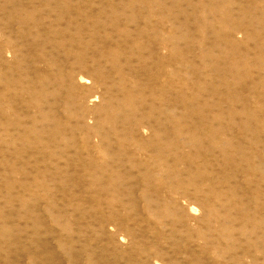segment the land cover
<instances>
[{
  "label": "rangeland",
  "instance_id": "obj_1",
  "mask_svg": "<svg viewBox=\"0 0 264 264\" xmlns=\"http://www.w3.org/2000/svg\"><path fill=\"white\" fill-rule=\"evenodd\" d=\"M8 1L11 0H0V17H2L0 18V27H2L0 28V69L2 70H0V80H3H1L2 83L0 81V264H33V262L39 264L35 260H37L36 253L38 246L42 243H45L46 248L50 247L49 249L52 250L50 256H53L54 253L57 260H59V264H70L67 253L61 247L60 240L62 237L57 238L55 236L56 233L59 234L61 232L62 236L65 238H74L76 246L73 248L76 251L73 255L76 256L78 250L80 252L79 239L82 238L81 243H84L83 239L87 238L85 234L87 233L86 235H88L93 231L91 228L85 226L87 225L84 224L85 219L84 222L80 221L82 214L85 212L89 214L90 209L95 206H100L99 204H101L103 208L99 209L97 212L93 210V217L109 213L107 211L109 209H106L105 206L107 207L108 204L112 203V201H110L112 199L109 197V182L104 178H101L97 184H91L88 181L91 177L84 176L87 182L82 184L81 193L84 194L82 197L83 204L79 210L75 209L76 205L81 204V202L79 201L78 204H75L70 201L67 195H64V187L66 188L69 186L68 188H70V185H68L69 183H67L68 181L70 182V178L68 180V176L65 173L61 171H59V173L57 172V169L62 166L65 160L72 162L71 169L78 170V172L75 173L70 171L73 177L85 171L84 162L88 158V154H91V157L96 160H109L113 154L117 155L120 152L121 153L118 155L124 158H126V154L132 155L133 157L135 156L138 166L141 165V167L144 168L148 165L150 171L157 172L160 160L156 157L155 151L160 147L159 130L162 127H166L168 136L172 137L175 134V130H177L176 127L181 124V135H184L188 131V126L196 122L205 123V127L207 128L216 127L231 130V127H233L235 128L234 132L237 133H235V135L242 133L243 139L241 138L242 141H239V143H242L241 145L244 144L243 146L245 147L247 146V149L244 147L245 149L243 148L244 150L242 149L239 153L241 157L239 155H237V157L239 156L242 158V161H244V157L253 161V163H251L250 160L249 162L244 161V165H242V161L240 162L243 169L237 172L238 174L234 183L238 186L244 185L243 189L242 187H237L236 190L231 191L229 183L233 184L231 183L233 182L232 179L223 185L222 190L219 188V185V187L212 191L208 190L207 188L209 186L207 182H215L218 178V181H221L225 173L228 172L225 166L229 164H225L223 166L225 167L224 169L223 167L219 169L221 167L222 158L211 160V166L213 168L210 165L199 164V161H197L195 157L193 158L194 152L189 154V148L186 147V151L185 146L181 145L182 147L179 146V151H181L179 153L176 152V149H169V153V150L166 151V155L168 154L167 156L171 157L169 158L171 161L178 157L180 161L177 160L175 169L178 173H181V180L182 175L184 176V185L181 186L178 184V186L175 187L176 191H174L175 201L180 203L177 202L179 207H175V210H178V217L172 214L166 207L160 208V215L163 218L162 221L160 219L157 220V218H155L156 216H150L147 210H145V201L141 194L136 195L138 208L136 212H131L130 215L143 214L142 216L145 218L143 220L144 226H140V229L143 230L144 227L146 228L147 226L151 229H158L157 232L160 236L162 235V237H169L170 233L168 232L170 228L168 229V226L170 227L171 223L177 222V224L175 222L173 226L178 228V232H171V235L173 234V237L178 240L179 243L181 242V244L178 243L179 254L177 255V264H264V177H262L264 176V167L262 168V166H264V0H140L149 4L147 7L150 10H158L154 15V19L160 22L161 28L160 31H158L159 46L156 49V53L164 59L160 61L158 65L155 60L150 61L149 56H146V63H144L145 73L143 77L140 78L139 82L141 89L131 94L133 99H131V103L129 104L123 102L126 95L124 92L119 91L120 82L118 81L120 72H117V77H114L115 74L110 72V69L113 68L112 64L110 62V64H107L104 59H100L101 61L100 63L97 62L96 67L97 71H102L103 69L101 74L104 73V75L99 73L100 76L97 75L98 77H92L94 79H91V77L82 70L83 74L80 72L79 76L81 75L84 79H88V83H80L78 80H75L77 87L72 89L71 82L69 81V83L66 82V87L64 84L61 85L64 87L62 88L59 83L61 82V76L63 74L59 70L57 73V69H63L62 66L64 67L65 65L64 69H75V71L79 73V68L74 63L76 58L75 53L73 55L71 54V56H69L70 58L68 57L67 59L70 61L66 62L65 58L67 56L65 55V51H63L64 47L55 50L56 46L54 45L57 44L53 34H48L51 37L48 36L49 38L47 40H45L47 36H41L42 39L41 37L37 38V35H35L36 29L34 27V22L40 18L38 15H36L37 17H33L34 15L29 16L28 13H22L23 15L21 16L19 13L10 12V6H15V3H22L27 0H12L10 2L11 4ZM212 4H214L215 7L212 6ZM9 13L12 15H8ZM4 19L5 21H3ZM4 22H8V28L4 25ZM19 22H23L24 26H22L29 32V34H27L28 36L24 35L23 38L20 37V28L22 26ZM43 29V26L39 28V32ZM16 30L18 32H16ZM10 35H12V37ZM15 37H17L18 40ZM20 38L27 40L29 44L32 42L36 44L33 45L35 47H31L33 48L31 50L32 56H29L24 49L18 52L17 47L19 46L13 43H21L23 40L20 41ZM15 39L17 41H14ZM172 39L175 42L171 44ZM146 42L148 47L154 44L152 38L146 39ZM156 42L158 44V41ZM45 43L47 45H45ZM171 45L177 47L176 56H171ZM42 46L45 47L42 48ZM95 46V44L91 43L87 49L85 48V54L92 53V51L96 52L97 47L95 48ZM79 48L74 50L77 51ZM179 48L183 49L180 53L178 52ZM35 49L36 53L33 51ZM41 51L42 53H40ZM50 52L53 57H55L56 54V58L58 56L60 58L64 56L60 68L58 66L55 67L56 64L52 66V68L48 66V59L51 56ZM146 53H148V51H146ZM61 54L63 55L61 56ZM183 55L188 57H184ZM15 56H17L16 59H14ZM21 57H23L24 60L27 58V60L23 62L22 68H27L28 71H35L34 78L32 77L30 81H23L19 76L20 69L13 73L10 72L9 77L12 76L11 78L3 77L2 72L8 69L10 61H12L10 64L16 65V62L19 60L18 58ZM32 57L36 58L31 59ZM246 57L250 59L248 58V60ZM171 60H173L172 62L175 65L173 67H170ZM26 61L28 62L26 63ZM85 61L83 63V68L86 65H90V60ZM251 61L252 63H250ZM7 62L8 64H6ZM25 63L27 65H25ZM2 64L7 66L4 67ZM54 67L55 70L53 69ZM171 68L174 69V73L176 74H171ZM106 70L110 71L107 72ZM238 71L241 74L237 73ZM60 72L61 74H59ZM46 74L52 76L48 77L49 75ZM58 74L59 76H57ZM112 74L113 77L111 78L110 76H112ZM35 76L40 77L43 81L45 80V82H43V84L38 82ZM99 77H101V79ZM125 79L124 81L126 83L124 82L125 84L122 88H131L132 81L130 79L132 78L126 76ZM35 80L36 84H33ZM47 83H49L50 88ZM4 85L7 86L5 87ZM59 88L61 90H59ZM66 90H70L71 93ZM67 93H69V95H67ZM54 97L56 98L52 99ZM181 97L183 98L182 101ZM93 98L95 99L93 100ZM63 101H67V107L65 108L63 106ZM185 101L188 103H185ZM194 101L195 103L193 104L192 102ZM10 104L13 106H10ZM39 106L45 109L39 110ZM192 106L193 108L195 107L196 110L191 108ZM197 106L198 108H196ZM170 109L174 110L171 112L174 115H171ZM185 109L187 110L185 111ZM223 110L224 112L225 110L226 112L228 111V113L221 112ZM240 120H243V122ZM211 123L215 125L213 124V126ZM241 124L245 125L247 128L241 126ZM29 128H31V131ZM250 139L256 142L255 145L251 147L253 149L248 148ZM146 140L149 142L150 148H146V144H148ZM217 147L215 146V151H218L220 148V146ZM243 151H246V156L243 155L242 157ZM254 151L255 154H253ZM232 153L230 154L231 156H233ZM66 154L68 155L67 159L65 158ZM179 154L181 155L179 156ZM250 155L251 157L249 158L248 156ZM231 156L228 155V159H232L233 157ZM189 157L191 158L190 162L195 159V161H193L195 163H191V165L194 164L192 167L201 165V172L209 173V177L211 176V178H206L207 181L205 180L203 183V181H199L201 177L199 180L193 177L194 180L193 178H191V180L194 182L191 183L187 175H184L186 166L188 167L190 165L188 161ZM182 161H188V163L182 164ZM218 161L220 163H218ZM166 165L169 170L170 162ZM134 174L139 176L137 172H133V175ZM214 175H216V177H214ZM84 177L81 178L84 180ZM246 177L251 184L256 185V187L258 186V188L254 186V189H259L258 191L255 189L256 192L254 191V194L253 191H247L245 188ZM188 180L190 181L189 184ZM191 184H193V187ZM227 184L229 187H227ZM63 185L65 186L63 187ZM159 185L160 184L157 185L158 187H155L157 189H160V187L162 190L164 189V194L168 197L167 190H165L167 183L162 184L163 186L165 185L164 188H162V185ZM199 185H202L200 189H203V187L205 188L202 190L203 192L198 190L199 187H196ZM180 187H186L188 190L186 188L180 190ZM195 187L197 189H195ZM90 188H92V190L85 194L84 192ZM194 190H196L195 194H193ZM205 190L206 192L209 191V194L205 192L206 195L204 193ZM182 193L184 197L181 195ZM233 193L235 194L233 195ZM24 194L26 195L24 196ZM203 194L206 197L210 195V197H208L210 206H205L197 202L196 195L197 197H203ZM221 194L220 200L216 195ZM257 195L259 196L257 197ZM21 196L24 197L21 198ZM224 196H228L230 201H228V197H226L225 201ZM74 197H77V194ZM24 198L25 200H23ZM187 199H190L189 203ZM182 200L188 205L190 204L193 210L190 211V209L187 208V204ZM220 201H222V203ZM239 201L243 203L239 204ZM71 202L72 205H70ZM226 202L230 204L229 208L227 206L228 204L224 205ZM214 204H216V206ZM72 206H75V208L73 209ZM124 206H126V204L123 202L118 204V207ZM225 206L227 207L224 208ZM212 207L219 210L218 214L220 221L219 223H215L213 221L214 219L211 218L210 226L212 224V228H209L207 222L210 217L206 215L210 214V208ZM225 210L226 212L228 210V212H231V214H228L230 216L228 220L223 216ZM184 212L186 213V217H184L182 221L185 226L192 228V230L188 228L190 230L189 232L181 228V221H179V218L185 214ZM64 213L66 214L61 217L60 215ZM23 215L26 216L24 217ZM37 215H41V224L37 222ZM51 215L60 217L54 222L53 220L51 221ZM188 218L189 222L187 221ZM151 219L153 221H151ZM160 221L168 224V226H164L166 224H162ZM178 222H180V225ZM110 223L116 224L117 226V222L114 220H111ZM129 223L131 225L134 224L132 220H129ZM146 223L148 224L147 226ZM150 224H152V226ZM111 226L110 224L109 232L114 233L115 229L110 228ZM165 228H167L168 231ZM120 231L121 230L118 228L116 233ZM124 231L125 230H122L121 232L123 233ZM121 234L117 236L118 238H120V236L122 237L121 241H117L120 248L123 247L126 253H131L134 257L140 255V259H144L147 253L143 252L141 249L139 251L137 248L138 245L141 244L131 239L130 236H123ZM205 234L208 239L204 242L201 236ZM180 235H182V238ZM103 240V242H99L102 246H104V243L109 239L106 241L105 239ZM131 241H133V244ZM165 242L166 241H159V245L155 247L154 250L150 249V247L148 248L147 252L149 249L150 252H148L149 255L147 259L150 258V264H172L171 244L168 242L169 245ZM97 244L98 242H94L92 245L96 247ZM109 246V248H113L115 245L110 244ZM115 249L116 248H114V250ZM158 250L165 253L164 257L162 255L163 259L159 258L157 255H153L154 251L156 252ZM116 251L118 250H115V254L113 255L109 250H106L105 253L97 252L93 257L97 260L101 254H103V259L109 258V260L114 261V256L119 254V252L116 254ZM187 251L190 257L193 258L189 261L185 260ZM107 252H109V254H107ZM232 252H234L235 255ZM87 257L86 253L82 254V252H80L76 258L77 264H90V258ZM119 257L120 255L117 256V259L120 260ZM197 259L199 262H196ZM123 262L124 261H121V263Z\"/></svg>",
  "mask_w": 264,
  "mask_h": 264
},
{
  "label": "bare ground",
  "instance_id": "obj_2",
  "mask_svg": "<svg viewBox=\"0 0 264 264\" xmlns=\"http://www.w3.org/2000/svg\"><path fill=\"white\" fill-rule=\"evenodd\" d=\"M12 1V0H11ZM11 1H8L9 3ZM19 1V0H18ZM23 1V0H22ZM216 1V0H214ZM7 3V2H6ZM5 3V4H6ZM15 3V2H14ZM216 3H219V2H216ZM3 4V3H1ZM11 4V3H10ZM175 4V3H174ZM8 6V4H7ZM147 6H149V4H146L145 2L143 1H140V0H27L25 2H22V3H15V6H10V12L13 13H19V15H23L22 13H28V15H34L33 17H35L36 15H38V17H40L39 19H37L34 23V27L36 29V33L35 35H37V38L39 37H43V36H47L45 40H47L50 36L48 34H53L54 35V40H56V44L57 45H54L56 46L55 47V50L59 48L61 49V47H64L63 48V51H65V56L66 58V62L67 61H70V60H67L69 56H71V54L73 55L75 53L76 55V58L74 60V63L78 66L79 68V73H77L74 70H66L64 69V67L62 66L63 69H57V73L59 71L62 72V76H61V82L59 83V85H63L65 86L66 82L69 83V81L71 82V88H75L77 87V83L75 82V80H78V82L80 83H88V79H84V77H82L81 75L79 76L80 72L83 74V72H86L87 75H89V77H91V79H94L92 77H96L97 75H99V73L101 74V72L103 71H97L96 67H97V62L100 63V59H104L107 64H112V69L108 70L110 72H113L115 75L114 77H117V72H120L119 74V91L120 92H124L125 95H126V98L123 100V102L125 104H129L131 103V99H133V96L131 95L132 93H136L138 92L140 89H141V86H140V78L143 77L145 71H144V63H146V58L149 56V59L150 61L151 60H155L156 64L159 65L160 61H162L164 58H162L161 56H159L157 53H156V49L158 48L159 46V38H158V31H160V28H161V25H160V22H158V20L154 19V15L156 14V12H158V10H150ZM212 6L215 7L214 4H212ZM3 7V6H1ZM6 7V5H5ZM4 7V8H5ZM8 9V8H7ZM6 9V10H7ZM0 12H1V8H0ZM11 13H9L8 15H10ZM21 13V14H20ZM38 13V14H36ZM248 13V12H247ZM3 14V13H2ZM7 14V13H5ZM4 14V15H5ZM12 15V14H11ZM27 15V14H26ZM247 15V14H246ZM250 15V14H249ZM3 16V15H2ZM17 16V15H16ZM15 16V17H16ZM20 16V17H21ZM25 16V15H24ZM4 17V16H3ZM11 17V16H10ZM13 17H14V14H13ZM37 17V16H36ZM2 18V17H0ZM22 18V17H21ZM25 18V17H24ZM32 18V17H31ZM30 18V19H31ZM10 19V18H9ZM14 19V18H13ZM12 19V20H13ZM32 19H35V18H32ZM2 20V19H1ZM18 20V18H17ZM5 21V19L3 20ZM16 21V20H15ZM29 21V20H28ZM28 21H26L27 23H29ZM10 22V21H9ZM14 22V21H13ZM20 25L22 26L23 25V22H19ZM3 25V24H2ZM4 25L8 28L9 27V24L8 22H4ZM24 26V25H23ZM21 27L20 28V37H24V35H27L29 34V32L24 29V27ZM31 26V25H29ZM43 26V30L41 32H39V28H42ZM5 27V28H6ZM2 28V27H0ZM29 29V28H28ZM32 29V27H31ZM30 29V30H31ZM29 30V31H30ZM27 31V32H26ZM32 31V30H31ZM16 32H18L16 30ZM174 32V30H173ZM10 34V33H9ZM18 35V34H17ZM12 37V35H10ZM28 36V35H27ZM41 37V38H42ZM51 37V36H50ZM17 38V37H15ZM152 38V41H153V46L151 47H148L147 45V42H146V39H151ZM14 39V38H12ZM25 39V38H24ZM27 39V38H26ZM29 39V38H28ZM43 39V38H42ZM18 40V38H17ZM16 39L14 41H17ZM23 40L20 38V41ZM37 40V39H36ZM13 41V40H12ZM34 41V40H33ZM158 41V44L157 42ZM40 42V41H39ZM55 42V41H54ZM53 42V44H54ZM156 42V43H155ZM172 42H175L173 39L171 40V44ZM31 43V41H30ZM37 43V42H36ZM52 43V42H51ZM95 44V48L97 47V51L96 52H93L92 53H88V54H85L84 50L85 48L87 49V47L91 44ZM13 44H17L19 47H17V50L18 52L21 50V49H24L26 50L28 53L29 56H32L31 54V50L33 48L31 47H35L33 45H36L35 43H31L29 44L27 42V40H23L21 43L20 42H17V43H13ZM50 44V43H48ZM52 44V46H53ZM45 45H47L45 43ZM53 46V47H54ZM45 46H42V48H44ZM79 48V50L75 51L74 49H77ZM232 47V46H231ZM14 49H16L15 47H13ZM37 48V46H36ZM41 49V48H40ZM16 50V51H17ZM23 50V51H24ZM48 50V48H47ZM176 50H177V47L175 45H171V56H176ZM183 49L179 48V53L180 51H182ZM185 50V49H184ZM15 51V50H14ZM35 51L36 53V49L33 50ZM44 51V50H43ZM51 51V49H50ZM62 51V52H63ZM146 51H148V53H146ZM56 52V51H55ZM90 52V51H89ZM17 53V52H16ZM15 53V54H16ZM42 53V51L40 52ZM102 53V54H100ZM45 55H47L46 53H44ZM51 56L49 57L48 59V66H50L52 68V66H56L55 67H61L60 65L62 64V61L64 60V56L63 57H57L56 58V54H55V57H53L52 53L50 52ZM49 54V55H50ZM54 54V53H53ZM99 54V55H98ZM243 54V53H242ZM20 55V53H19ZM25 55V54H24ZM27 55V56H28ZM63 54H61L62 56ZM187 55V54H186ZM185 55V56H186ZM230 55V54H228ZM36 56V54H35ZM147 56V57H146ZM184 56V55H183ZM184 56V57H185ZM231 56V55H230ZM233 56V55H232ZM17 56H15L14 59H16ZM38 57V56H37ZM40 57V56H39ZM73 57V56H72ZM188 57V56H186ZM33 58H36V57H32L31 59ZM47 58V56H46ZM70 58V57H69ZM245 58V56H244ZM247 58V57H246ZM249 58V57H248ZM247 58V59H248ZM19 60L16 62V65H12L10 64L12 61H10V63L8 64V62L6 64H8V69L6 71H3V77H9V73H13L15 71H17L18 69H20V79H23V81L25 80H28L30 81L32 79V77L34 76V72L33 70H30L28 71L27 68H22V65L24 64L23 62H25V60H27V58L24 60L23 57L21 58H18ZM39 59V58H38ZM44 59V58H43ZM63 59V60H62ZM184 59V58H183ZM232 59V57H231ZM250 59V58H249ZM248 59V60H249ZM87 61V60H90V65H86L84 68H83V63L84 61ZM184 60H187V59H184ZM29 61V60H28ZM26 61V63L28 62ZM36 61V60H35ZM40 61V59H39ZM85 61V62H86ZM173 60L170 61L171 63V66L170 67H173L175 66L174 63L172 62ZM6 62V61H5ZM31 62V61H30ZM29 62V63H30ZM33 62V61H32ZM65 62V63H66ZM105 62V64H106ZM110 62V63H109ZM169 62V61H168ZM4 63V62H2ZM25 63V65H27ZM28 63V64H29ZM35 63V62H34ZM102 63V62H101ZM249 63V62H248ZM252 63V61L250 62ZM88 64V63H87ZM104 64V65H105ZM106 64V65H107ZM3 65V64H2ZM12 65V66H11ZM101 65V64H100ZM4 66V65H3ZM7 66V65H5ZM4 66V67H5ZM68 66V64H67ZM3 67V68H4ZM49 67V68H50ZM55 67L53 68L55 70ZM100 67V66H99ZM108 67V66H107ZM2 68V69H3ZM103 68V67H101ZM156 68V67H155ZM233 68V67H232ZM34 69V68H32ZM69 69V68H68ZM72 69V68H70ZM157 69V68H156ZM1 70V69H0ZM59 70V71H58ZM82 70H84L82 72ZM238 70V69H236ZM241 70V69H240ZM2 71V70H1ZM107 71V70H106ZM107 71V72H108ZM177 71V70H176ZM231 71V70H230ZM19 72V71H18ZM56 72V71H55ZM61 72L59 74H61ZM105 72V71H104ZM171 74L174 73V69L171 68L170 70ZM1 73V72H0ZM235 73V72H234ZM239 73V71L237 72ZM59 74L57 76H59ZM106 74V73H105ZM111 74V73H109ZM176 74V73H174ZM173 74V75H174ZM206 74V73H205ZM241 74V73H239ZM46 75H49V74H46ZM101 75H104L101 74ZM127 77H130L132 79H130L132 81V84H131V88L128 87L127 89H123L122 87H124V84L126 83L124 80H126V76ZM18 76V77H19ZM52 76V75H51ZM50 75L48 77H51ZM100 76V75H99ZM12 77V76H11ZM9 77V78H11ZM37 78V81L38 82H41L43 84V82H45V80L43 81V79H41L40 77L38 76H35ZM55 77V76H54ZM98 77V76H97ZM111 78L113 77V74L112 76H110ZM8 78V80H9ZM34 78V77H33ZM35 78V79H36ZM101 79V77H99ZM104 78V76H103ZM174 78V77H173ZM98 79V78H96ZM99 79V80H100ZM114 79V78H113ZM2 80V79H1ZM0 80V81H1ZM16 80V79H14ZM128 80V79H127ZM3 81V80H2ZM1 81V83H2ZM17 81V80H16ZM22 81V80H21ZM27 81V82H28ZM105 81V80H104ZM7 82V81H6ZM33 82V81H32ZM36 80L33 82V84H36L35 83ZM53 82V81H52ZM101 82V80H100ZM125 82V83H124ZM5 83V81H4ZM20 83V82H19ZM22 83V82H21ZM105 83V82H104ZM17 84V83H16ZM26 84V83H25ZM53 85H55L54 83H52ZM1 85V84H0ZM48 87L50 88L49 86V83H47ZM52 85V86H53ZM58 85V86H59ZM68 85V84H67ZM5 86V85H4ZM7 86V85H6ZM5 86V87H6ZM16 86V85H15ZM29 86V85H28ZM38 86V85H37ZM70 86V85H69ZM3 87V86H2ZM22 87V86H21ZM30 87V86H29ZM36 87V86H35ZM39 87V86H38ZM37 87V88H38ZM56 87V86H55ZM62 88H64L63 86H61ZM66 87V86H65ZM40 88V87H39ZM53 88V87H52ZM22 89V88H21ZM41 89V88H40ZM48 89V88H47ZM70 89V90H72ZM3 90V89H2ZM36 90V88H35ZM44 90V88H43ZM59 90H61L59 88ZM58 90V91H59ZM70 90H66L67 92H69ZM48 91V90H47ZM55 91V90H54ZM66 91H65V94H66ZM73 91V90H72ZM30 92V91H29ZM32 92V91H31ZM183 92V91H182ZM34 93V92H33ZM41 93V92H40ZM44 93V92H43ZM57 93V92H56ZM71 93V91H70ZM178 93V92H177ZM21 94V93H19ZM42 94V93H41ZM53 94V93H52ZM180 94V93H179ZM185 94V93H184ZM22 95V94H21ZM67 95H69V93H67ZM18 96V95H17ZM23 96V95H22ZM48 96V95H46ZM54 96V95H53ZM178 96V95H177ZM38 97V96H37ZM176 97V95H175ZM187 97V96H186ZM195 97V95H194ZM56 97L52 98V99H55ZM182 98V97H181ZM46 99V98H45ZM50 99V98H49ZM95 98H93L94 100ZM178 99V98H177ZM180 99V98H179ZM189 99V98H188ZM11 100V99H10ZM48 100V99H47ZM183 100V98L181 99V101ZM9 101V100H8ZM7 101V102H8ZM60 101V100H59ZM92 101V100H91ZM114 101V99H113ZM187 101V100H186ZM185 103H188L186 102ZM54 103V102H53ZM75 103V102H74ZM193 104L195 103L192 102ZM191 103V104H192ZM13 104V103H12ZM54 105V104H53ZM187 105V104H185ZM184 105V106H185ZM10 106H13L10 104ZM43 106V105H41ZM41 106H39V110H44L41 108ZM63 106L64 108L67 107V101H63ZM183 106V105H182ZM200 107V105H199ZM193 108V106L191 107ZM198 108V106L196 107ZM67 109V108H66ZM195 109V107L193 108ZM203 109V108H202ZM13 110V109H12ZM17 110V109H16ZM187 109H185L186 111ZM196 110V109H195ZM234 110V109H233ZM174 110L173 109H170V113L173 112ZM188 112V111H187ZM196 112V111H194ZM193 112V113H194ZM198 112V111H197ZM202 112V110H201ZM221 112H224L221 111ZM226 112V110H225ZM224 112V113H225ZM200 113V111H199ZM224 113H223V116H224ZM228 113V111L226 112ZM218 114V113H217ZM171 115H174L173 113H171ZM242 115V114H241ZM194 116V115H193ZM192 116V117H193ZM219 116V115H218ZM217 116V117H218ZM226 116V115H225ZM240 116V115H239ZM243 116V115H242ZM241 116V117H242ZM195 118V116H194ZM193 118V119H194ZM173 119V118H172ZM192 119V120H193ZM198 119V118H197ZM191 120V121H192ZM199 120V119H198ZM241 121V120H240ZM195 122V120H194ZM243 122V120L241 121ZM223 123V122H222ZM227 123V122H226ZM230 123V122H229ZM232 123V122H231ZM263 123V122H262ZM79 124H80V120H79ZM192 124V123H191ZM212 124V123H211ZM214 124V123H213ZM212 124V125H213ZM264 124V123H263ZM262 124V125H263ZM211 125V126H212ZM215 125V124H214ZM213 125V126H214ZM206 124L203 123V122H196L195 124L193 125H190L188 126V131L184 134V135H181V124L176 127L177 130H175V134L170 137L168 136V133H167V130H166V127H162L160 130H159V138H160V141H159V145L160 147L155 151V155L156 157L160 160H157L159 161L158 163V171L157 172H154V171H150L148 168V165L146 167H141V165L138 166L137 164V160H135V156L133 157L132 155H127L126 154V158L118 155L120 153H118L117 155H112V157L109 159V160H96V159H93L91 157V154L87 155L88 158L86 159V161L84 162V165H85V171L82 172V173H79L77 174L75 177L72 176V174L70 173V171L72 173H75V172H78L77 169H71L72 167V162H70L69 160H65V162L62 164V166H60L57 170V172L59 173V171L65 173L67 176H68V180L70 178V182L68 181L67 183H69L68 185H70V188H68L69 186H67L66 188L64 187L65 185H63L64 187V195H67L70 199V201L74 202L75 204L80 201L81 204H78L76 205V208L75 206H72L73 209H77L79 210L83 204V195L81 193V190H82V184L87 182L85 179L84 176L86 177H91L88 179V181L91 183V184H97L101 178H104L106 179V181H108L109 183V186H110V189H108L109 191V197L112 199L110 201H112V203L108 204L107 207L105 206L106 209H109L107 210L109 213L108 214H102V215H96L95 217H93V213L92 211H98L99 209H102L103 206L101 204H99L100 206H95L94 208L90 209L89 211V214H87L88 212H85L82 214V218L80 221L84 222V219H85V223L84 224H87L85 226H87V228H91L93 231L86 235L85 236L87 238L83 239L84 240V243H81V239H79V244H80V252L83 253H86L87 256L90 258L89 261H90V264H150V258L147 259L149 253L150 252V249H153L155 247H157L159 245V241H166L165 243L167 244H171V259H172V264H177V255L179 254V244H181V242L179 243L178 240H176L174 237H173V234L171 235V232L173 233H176L178 232V228H175L173 225L174 223L176 222H173V223H169L170 224V227L168 226V224L164 223V222H161L162 221V216L160 215L161 212H160V208L162 207H166L168 208L172 214H174L175 216L178 217V214H177V211L175 210V207L178 206V201H175V198H174V194L176 191L175 190V187L179 185L183 186L184 185V182H183V179H184V176L182 175V180H181V173H178V171H176V166H177V159H172L173 161H171L169 158L171 157H168L166 155V151H168L169 149H176V152H181L179 151L180 147H182L183 145L185 146V148H189L190 153L194 152L193 153V158L195 157L197 161H199L198 163H202V164H205L207 166H211V160H214V159H218V158H222L221 159V167L219 169H221L225 164H229L227 166H225L227 168V171L225 173V176L224 178L221 179V181H218V179L215 181V182H210L208 183L207 182V185L209 186L207 189L212 191L213 189H216L217 187L221 188L222 190V187L223 185H225L227 183V181H231L233 179V184H230L229 183V186H230V189L231 191H234L236 190L237 187H242L243 189V186L244 185H237L236 183H234V180L237 176V172L238 171H241L243 168H242V165H244V161H248L250 160L251 163H253V161L251 159H247L246 157H244V161H242V158L241 155L239 154L240 151L245 147L243 145H241L242 143H239V141H242L241 138H242V133H238V135H235L236 132L235 131V128L231 127L232 129L229 130V129H223V128H207L205 127ZM208 126V125H207ZM233 126V125H232ZM241 126H245V125H242ZM242 127V128H243ZM246 127V126H245ZM33 128V127H31ZM29 128V130L31 129ZM247 128V127H246ZM251 128V127H249ZM264 128V127H263ZM234 129V130H233ZM227 130V131H226ZM233 130V131H232ZM243 130V129H242ZM241 130V131H242ZM258 130V128H257ZM31 131V130H30ZM29 131V132H30ZM247 131V130H246ZM244 131V132H246ZM33 132V131H32ZM243 132V134H244ZM31 133V132H30ZM251 133V132H250ZM237 134V133H236ZM28 135V134H26ZM255 135V133H254ZM256 136V135H255ZM259 138V137H258ZM182 139V140H181ZM243 139V138H242ZM249 139V138H248ZM263 139V138H261ZM235 140V141H234ZM257 140V139H256ZM260 140V139H259ZM264 140V139H263ZM244 141V140H243ZM146 142H148L146 140ZM259 142V141H258ZM256 142H253L252 139H250L249 141V146L248 148L250 149H253L251 148L253 145H255ZM261 143V142H260ZM146 144V143H145ZM246 144V143H245ZM66 145V144H65ZM64 145V146H65ZM182 145V146H181ZM258 145V144H257ZM146 148H150V144L148 142V144H146ZM180 146V147H179ZM215 146H220V148L218 149V151L216 150L215 151ZM247 147V146H246ZM245 147V148H246ZM255 147V146H254ZM184 148V147H183ZM187 148L185 149L187 151ZM218 148V147H217ZM244 148V149H245ZM256 148V147H255ZM68 149V148H67ZM243 149V150H244ZM247 149V148H246ZM257 149V148H256ZM124 150V149H123ZM171 150V151H172ZM182 150V149H181ZM92 151V150H90ZM234 151V152H233ZM251 151V150H249ZM248 151V152H249ZM262 151V150H261ZM170 152V150L168 151V153ZM174 152V151H173ZM233 152V153H232ZM252 152V151H251ZM175 153V152H174ZM233 154V156H231L230 154ZM246 151L244 152L243 151V154H242V157L243 155H245ZM264 153V152H263ZM62 154V153H61ZM182 154V153H181ZM179 154V156L181 155ZM255 154V151L254 153ZM261 154V153H260ZM229 156L233 157L232 159H228ZM237 155H239L237 157ZM249 155V154H247ZM262 155V154H261ZM192 156V155H191ZM246 156V155H245ZM257 156H258V153H257ZM166 157V158H164ZM187 157V156H186ZM249 158L251 157L248 156ZM262 157V156H261ZM66 159L68 158V155L66 154ZM173 158V157H172ZM192 158V159H193ZM199 158V159H197ZM257 158H260V157H257ZM247 159V160H246ZM183 160V159H182ZM261 160V159H260ZM152 161V160H151ZM180 161V160H179ZM186 161V159H185ZM190 165L187 167L186 166V170H185V173L184 175H187V178L189 180H191V178L195 177L197 180L199 181H204L208 179L209 177V173H202L201 172V165H198V166H194L192 167V164L191 163L193 161H195V159L191 161V158L189 157L188 159ZM187 162H184L182 161L181 163H188ZM196 161V163H197ZM242 161V165H241V162ZM81 162V161H79ZM168 162H170V169L168 170L167 168V165ZM214 162V161H213ZM255 162V161H254ZM82 163V162H81ZM180 163V164H181ZM195 163V162H193ZM217 163V162H216ZM218 163H220L218 161ZM262 163V162H261ZM215 164V163H214ZM264 164V163H263ZM79 165V164H78ZM186 165V164H185ZM219 165V166H220ZM150 166V165H149ZM215 166H217L215 164ZM250 166V165H249ZM248 166V167H249ZM252 166V164H251ZM260 166V165H259ZM212 167V166H211ZM223 167V169L225 168ZM244 167V166H243ZM264 166H262L263 168ZM213 168V167H212ZM218 168V166H217ZM247 168V167H245ZM254 168V167H253ZM218 169V170H219ZM248 169V168H247ZM178 170V169H177ZM245 170V169H244ZM180 171V170H179ZM213 171V169H212ZM221 171V170H220ZM219 171V172H220ZM252 171L254 172V170L252 169ZM133 172H137L139 174V176H136V174L133 175ZM215 172V171H214ZM217 172V171H216ZM222 172V171H221ZM252 172V173H253ZM41 173V172H40ZM223 173V172H222ZM244 173V172H243ZM215 174V173H213ZM220 174V173H219ZM246 174V173H244ZM153 175V177H152ZM211 175V174H210ZM250 175V174H249ZM252 175V174H251ZM264 175V174H263ZM63 176V175H62ZM246 176V175H244ZM81 177H84V180L83 178ZM214 177H216V175H214ZM250 177V176H249ZM264 177V176H262ZM207 178V179H206ZM211 178V176L209 177V179ZM252 178V177H251ZM254 178V176H253ZM67 179V177H66ZM91 179V180H90ZM249 179V178H248ZM188 180V181H189ZM194 180V178H193ZM252 180H255V179H252ZM251 180V181H252ZM257 180V179H256ZM105 181V180H104ZM194 181L191 180V183H193ZM105 183V182H104ZM164 183H167L166 185V188L165 190H167V195L168 197L164 194V189L162 190L161 187L160 189L158 190L156 187H158L157 185L160 184L159 186H161L162 184ZM190 183V181L188 182V184ZM254 183V181H253ZM256 183V181H255ZM186 184H187V181H186ZM258 184V182H257ZM45 185V184H44ZM106 185V184H105ZM198 185V184H196ZM203 185V184H202ZM202 185H199V186H196L197 188L199 187V191H202L204 190L205 188L203 187V189H200ZM219 185V186H218ZM50 186V185H49ZM62 186V185H60ZM60 186H58L59 188H61ZM156 186V187H155ZM163 186V185H162ZM165 186V185H164ZM164 186L162 188H164ZM187 186V185H186ZM191 186L193 187V184H191ZM195 186V185H194ZM228 184H227V187H229ZM254 186L256 187V185H253L249 182V180H247V177H246V183H245V188L247 191H253V194H254V191L256 188H258V186L254 189ZM45 187V186H43ZM108 187V186H107ZM140 187V188H139ZM190 187V186H189ZM191 187V188H192ZM195 187V189H197ZM182 189L186 188V187H180ZM188 188V186H187ZM186 188V189H187ZM225 189V188H224ZM228 190H230L229 188H227ZM241 189V190H242ZM92 190V188L90 189H87L84 193L87 194L89 193L90 191ZM188 190V189H187ZM245 190V189H244ZM243 190V192H244ZM257 190V189H256ZM259 190V189H258ZM257 190V191H258ZM195 191L194 190V193L195 194ZM226 191V190H225ZM261 191V189H260ZM56 192V191H55ZM179 192V191H177ZM203 192V191H202ZM206 192V190L204 191V193ZM209 192V191H208ZM206 192V193H208ZM216 192V191H215ZM221 192V191H220ZM256 192V191H255ZM186 193V192H185ZM191 193V192H190ZM205 193V194H206ZM227 193V192H226ZM225 193V194H226ZM237 193V192H236ZM77 194V197H74L75 195ZM137 194H141V196L144 198V201H145V210H147V212L149 213L150 216H156L155 218L160 219L161 223L163 224H166L164 226H168V229L170 228V231L168 233H170L169 237H162V235L160 236V234H158L157 230L155 229H151L149 226H147L148 224L146 223V228L144 227L143 230L140 229V226H144V223H143V220L145 219L142 215H130L131 212H136L137 210V199H136V195ZM199 194V193H198ZM209 194V193H208ZM211 194V193H210ZM223 194V193H222ZM221 195H216V197L218 199H220V197L222 196ZM224 194V195H225ZM231 194V193H230ZM235 193H233L234 195ZM240 194V193H239ZM26 194H24L25 196ZM183 196V193L181 194ZM188 195V194H187ZM192 195V194H191ZM207 195V194H206ZM244 195V194H243ZM24 196H21L24 197ZM176 196V195H175ZM237 196V195H236ZM251 196V195H249ZM248 196V197H249ZM259 195H257L258 197ZM173 197V198H172ZM181 197V196H180ZM184 197V196H183ZM190 197V195H189ZM210 197V195L208 196ZM204 196L203 194V197H197L196 195V200H198L197 202H199V204H202V205H209V198ZM228 197V196H226ZM226 197L224 196L225 198V201H226ZM254 197V196H252ZM251 197V198H252ZM168 198V199H166ZM178 198V197H177ZM68 199V200H69ZM180 199V198H179ZM194 199V197H193ZM243 199V198H242ZM249 199V198H248ZM255 199V198H254ZM261 199V198H260ZM20 201H22L21 199H19ZM25 200V198L23 199ZM73 200H76V201H73ZM177 200V199H176ZM186 200V199H185ZM190 200V199H189ZM189 200L187 199V202L189 203ZM221 200V199H220ZM250 200V199H249ZM19 201V202H20ZM109 201V202H110ZM184 201V200H182ZM193 201V200H192ZM219 201V200H218ZM217 201V202H218ZM224 201V200H222ZM222 201H220L222 203ZM228 201L229 200V197H228ZM238 201V200H237ZM236 201V202H237ZM241 201V200H240ZM239 201V204L240 203H243V202H240ZM260 201V200H259ZM10 202V201H9ZM72 202L70 205H72ZM125 203L126 206L124 207H118V204L119 203ZM178 202V203H177ZM194 202L196 203V201L194 200ZM25 203V202H24ZM185 203V201H184ZM215 203V202H213ZM245 203V202H244ZM18 204V203H17ZM23 204V203H22ZM180 204V203H179ZM187 204V203H185ZM198 204V205H199ZM228 203L226 202V204L224 205H227ZM232 204V202H231ZM250 204V203H248ZM247 204V206H248ZM12 205V204H11ZM216 206V204H214ZM222 205V204H220ZM229 205L228 204V208H229ZM246 205V204H245ZM251 205V204H250ZM23 206V205H22ZM227 206H225L224 208H226ZM26 207V206H25ZM203 207V206H202ZM232 207V206H231ZM245 207V206H244ZM251 207V206H250ZM249 207V209H250ZM8 208V207H7ZM50 208V206H49ZM151 208V209H150ZM181 208V207H180ZM187 208L191 210H193V208L190 206V204L188 205L187 204ZM31 209V208H29ZM33 209V208H32ZM35 209V207H34ZM172 209V210H171ZM204 209V208H203ZM207 209V208H206ZM211 211H210V214L206 215L208 217H210V219L208 220L207 222V225L209 226V228H212V224L210 226V222L212 219H214L213 221L215 223H219V214H218V211L216 208H210ZM231 209V208H230ZM223 210V209H221ZM34 211V210H33ZM66 211V210H65ZM229 211V210H228ZM223 212V216H225V218L228 220L229 219V213L231 214V212ZM249 211V210H248ZM261 211V210H260ZM23 212V211H22ZM257 212V211H256ZM185 213V212H184ZM249 213V212H248ZM25 214V213H24ZM51 214V213H50ZM66 213L60 215L61 217H63V215H65ZM183 214V213H182ZM28 215V213H27ZM146 215V214H145ZM164 215V214H163ZM173 215V216H174ZM235 215V214H234ZM250 215V214H249ZM254 215V214H253ZM261 215V214H260ZM13 216V215H12ZM24 216V215H23ZM22 216V217H23ZM26 216V215H25ZM24 216V217H25ZM41 216V215H40ZM39 215H37V222L39 224L42 223V218L40 217ZM58 216V217H60ZM233 216V215H232ZM18 217V216H17ZM56 215H51V221L53 220L54 222L57 221V218H58ZM87 217V218H85ZM149 217V216H148ZM184 217H186V213L182 215V217H180L179 221H181V225L183 228L184 231L186 232H189L192 228L190 227H187L184 225L183 223V219ZM221 217V216H220ZM246 217V216H245ZM263 217V215H262ZM15 218V217H13ZM72 218V217H71ZM154 218V217H153ZM212 218V219H211ZM224 218V219H225ZM26 219V218H25ZM28 219V217H27ZM62 219V218H61ZM148 219V218H147ZM186 219V218H185ZM225 219V220H226ZM251 219V217H250ZM264 219V218H263ZM47 220V219H46ZM74 220V219H73ZM111 220H114L117 222V226L116 224H112L110 223ZM128 220V221H127ZM129 220H132V222L134 224H130L129 223ZM189 220V218L187 219V221ZM224 220V222H225ZM249 220V219H248ZM148 221V220H147ZM151 221H153L151 219ZM206 221V220H205ZM264 221V220H263ZM145 222V221H144ZM157 222V221H155ZM189 222V221H188ZM168 223V222H167ZM179 225H180V222H178ZM186 223V222H185ZM213 223V222H212ZM226 223V222H225ZM69 224V222H68ZM112 225L110 228H113L115 229L114 233H110L109 232V225ZM131 225V226H128V225ZM177 224V222H176ZM152 226V224H150ZM41 226V225H40ZM122 231V230H125L122 234L120 232H117L116 231L118 230V228ZM189 228V229H188ZM64 229V228H63ZM62 229V230H63ZM167 231L168 229L165 228ZM61 230V231H62ZM71 230V229H70ZM181 230V229H180ZM49 231V229H48ZM52 231V230H51ZM50 231V232H51ZM86 231V230H85ZM160 231V230H159ZM40 232V231H39ZM53 232V231H52ZM87 232V231H86ZM244 232V231H243ZM191 233V232H190ZM193 233V231H192ZM35 234V233H34ZM37 234V233H36ZM40 234V233H39ZM54 234V233H52ZM118 234H121L123 236H130L131 239H134L138 244H141V245H138V250L140 251V249L143 251V252H146V257L144 259H140V255L138 257H134L133 254H129V253H126V251L123 249V247L120 248L119 244L117 243V241H121L122 237L120 236V238H118ZM57 238H61L60 240V243H61V247L65 250V252L67 253L68 255V259H69V262L70 264H77V255L80 254L79 250H78V253L76 256H74L73 254L75 253L76 250H74L73 247H75V240L73 237H68V238H65L64 236H62L61 232L58 234L56 233L55 235ZM70 236V234H69ZM179 236V235H178ZM182 235H180L181 237ZM185 236V235H184ZM183 236V237H184ZM248 236V235H247ZM211 237V235H210ZM249 237V236H248ZM162 238V239H161ZM182 238V237H181ZM201 238L203 239V241L205 242L208 237L207 235L205 234L204 236H201ZM105 239V241L107 240L105 243H104V246L100 245L99 242H103ZM118 239V240H117ZM161 239V240H160ZM192 239V238H191ZM40 240V239H39ZM90 240V241H89ZM103 240V241H102ZM133 240V241H134ZM187 240V239H186ZM133 241L132 244H133ZM48 242V241H47ZM83 242V241H82ZM94 242H98L97 246H93L92 244ZM169 242V243H168ZM33 243V242H32ZM179 243V244H178ZM47 244V243H46ZM96 244V243H95ZM115 245L113 248H109L110 246L109 245ZM169 244V245H170ZM189 244V243H188ZM49 246V245H48ZM135 246V245H134ZM112 247V246H111ZM142 247V248H141ZM150 247L149 251L147 252L148 248ZM50 248V247H49ZM49 248H46L45 246V243H42V244H39L38 246V250H37V253H36V257H37V261L39 264H59V260H57V257L56 255L53 253V256H50V252H52L51 249ZM114 248H116L115 250H118L116 251V254L117 252H119V254L115 255L114 256V261L113 260H109L108 259H103L104 256L103 254H101V256L99 257V259L95 260V258L93 256H95V254L97 252H103L105 253L106 250H109L110 253L113 255L115 254L114 253ZM229 249V248H228ZM130 250V249H129ZM161 250V248H160ZM264 250V249H263ZM33 251V250H31ZM134 251V249H133ZM136 251V249H135ZM141 251V252H142ZM234 251V249H233ZM129 252V251H128ZM142 252V253H143ZM164 252V251H163ZM137 253V252H136ZM234 253V252H232ZM107 254H109V252H107ZM153 254V253H152ZM151 254V255H152ZM120 255V260L117 259V256ZM153 255H157L159 258H162V255L164 257L165 253H162L161 251H154V254ZM235 255V253H234ZM170 256V255H169ZM168 256V257H169ZM35 257V258H36ZM87 257V258H88ZM110 257V256H109ZM144 257V256H143ZM142 257V258H143ZM150 257V256H149ZM32 259V258H31ZM86 259V258H85ZM103 259V260H102ZM125 259V260H124ZM163 259V258H162ZM170 259V258H169ZM170 259V260H171ZM190 259H193L190 257V254L189 252L187 251L186 252V258L185 260L186 261H189ZM16 260V259H15ZM87 260V259H86ZM119 260V261H118ZM156 260V259H155ZM198 260V259H197ZM196 262H199V260ZM121 261H124L123 263H121ZM152 261V260H151ZM169 261V260H168ZM256 261V260H255ZM153 262V261H152ZM157 262V261H155ZM159 262V261H158ZM7 263V262H6ZM166 263V262H165ZM33 264H36V262H33ZM152 264V263H151ZM180 264V263H179Z\"/></svg>",
  "mask_w": 264,
  "mask_h": 264
}]
</instances>
